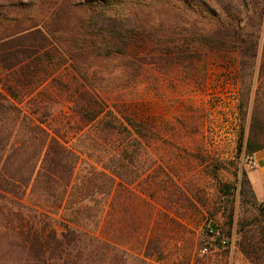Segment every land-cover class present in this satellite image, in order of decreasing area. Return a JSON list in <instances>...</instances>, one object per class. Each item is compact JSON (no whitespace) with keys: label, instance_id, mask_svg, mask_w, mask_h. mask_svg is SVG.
<instances>
[{"label":"trees","instance_id":"obj_1","mask_svg":"<svg viewBox=\"0 0 264 264\" xmlns=\"http://www.w3.org/2000/svg\"><path fill=\"white\" fill-rule=\"evenodd\" d=\"M41 1L0 0V264H152L146 250L165 231L159 212L196 235L189 223L210 199L200 197L191 158L209 161L108 97L149 84L161 92L180 68L190 74L183 80H201L192 72L199 48L238 53L242 73L260 58L264 76V0ZM147 145L153 175L142 197L135 181ZM262 149L247 141L250 156ZM177 196L183 222L159 208L172 210ZM250 226L241 224L239 248L264 264V221ZM137 244L143 255L132 252Z\"/></svg>","mask_w":264,"mask_h":264},{"label":"rangeland","instance_id":"obj_2","mask_svg":"<svg viewBox=\"0 0 264 264\" xmlns=\"http://www.w3.org/2000/svg\"><path fill=\"white\" fill-rule=\"evenodd\" d=\"M27 1L31 6L43 3L41 0ZM47 1L50 2L45 7L53 5V0ZM263 44L264 37L260 40L259 57ZM197 51L202 61L192 72L198 71L201 80H183L190 74L180 68L173 73L178 80L176 88L173 77H170L160 88L161 92L149 84L150 89L142 86L108 97L114 109L152 129L162 128L168 143L173 144L177 139L182 142L184 151H194V155L207 157L205 159L209 161L201 162L195 156L191 158L194 171L205 189L200 197L205 194L210 199L208 209L200 207L201 213L196 214L200 220L188 222L196 235L188 236L178 225L173 228L164 219L163 212H159L157 220L165 231L155 238L154 245L146 253L152 264H253L240 250L239 242L241 224H251L247 231L254 233L264 221V210L261 211L264 202L255 199L249 185L247 170L251 168L252 156L246 150L250 139L256 144H264V76L259 74L260 58L253 70L242 73L239 72L238 53L213 52L206 48ZM51 109L53 114L59 112L57 107ZM65 111L71 113L69 106ZM61 121H64L63 113L55 124L59 125ZM146 149L148 158L141 159L148 162L147 169L138 174L135 181V191L142 197L145 196L142 188L152 181L149 156L155 154L153 146L147 145ZM164 166L169 170L167 164ZM185 180L186 183L195 181L188 177L178 181L185 185ZM177 198L172 210L159 208L171 218L178 217L183 222L188 216L185 207L181 206L183 200ZM137 203V207L143 206L142 200L137 199ZM189 218L195 219L193 216ZM206 246L208 252H204ZM132 252L143 255L145 249L137 244ZM126 264L141 263L130 258Z\"/></svg>","mask_w":264,"mask_h":264},{"label":"crops","instance_id":"obj_3","mask_svg":"<svg viewBox=\"0 0 264 264\" xmlns=\"http://www.w3.org/2000/svg\"><path fill=\"white\" fill-rule=\"evenodd\" d=\"M252 159L257 165L247 170L249 185L255 199L264 202V149L254 153Z\"/></svg>","mask_w":264,"mask_h":264},{"label":"built area","instance_id":"obj_4","mask_svg":"<svg viewBox=\"0 0 264 264\" xmlns=\"http://www.w3.org/2000/svg\"><path fill=\"white\" fill-rule=\"evenodd\" d=\"M256 165H257V163L255 162V160L251 159L250 162H249V167L254 168ZM210 231L213 232V229H211ZM223 243L225 244V242H223ZM208 250H209V247L206 246L204 248V252H208Z\"/></svg>","mask_w":264,"mask_h":264}]
</instances>
